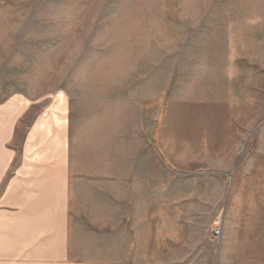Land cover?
<instances>
[{
	"label": "rangeland",
	"instance_id": "1",
	"mask_svg": "<svg viewBox=\"0 0 264 264\" xmlns=\"http://www.w3.org/2000/svg\"><path fill=\"white\" fill-rule=\"evenodd\" d=\"M15 95L65 106L74 259L264 264V0H0Z\"/></svg>",
	"mask_w": 264,
	"mask_h": 264
},
{
	"label": "crops",
	"instance_id": "2",
	"mask_svg": "<svg viewBox=\"0 0 264 264\" xmlns=\"http://www.w3.org/2000/svg\"><path fill=\"white\" fill-rule=\"evenodd\" d=\"M54 102L0 101V264H130L71 255L70 121Z\"/></svg>",
	"mask_w": 264,
	"mask_h": 264
},
{
	"label": "built area",
	"instance_id": "3",
	"mask_svg": "<svg viewBox=\"0 0 264 264\" xmlns=\"http://www.w3.org/2000/svg\"><path fill=\"white\" fill-rule=\"evenodd\" d=\"M217 233H218V231H217Z\"/></svg>",
	"mask_w": 264,
	"mask_h": 264
}]
</instances>
